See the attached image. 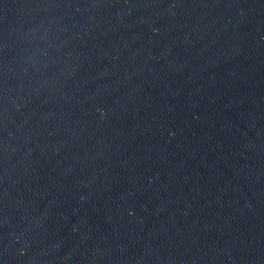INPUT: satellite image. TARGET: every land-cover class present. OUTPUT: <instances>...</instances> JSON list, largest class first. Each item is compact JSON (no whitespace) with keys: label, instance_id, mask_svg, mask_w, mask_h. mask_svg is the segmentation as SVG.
<instances>
[{"label":"water","instance_id":"obj_1","mask_svg":"<svg viewBox=\"0 0 264 264\" xmlns=\"http://www.w3.org/2000/svg\"><path fill=\"white\" fill-rule=\"evenodd\" d=\"M0 264H264V0H0Z\"/></svg>","mask_w":264,"mask_h":264}]
</instances>
